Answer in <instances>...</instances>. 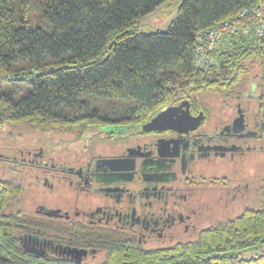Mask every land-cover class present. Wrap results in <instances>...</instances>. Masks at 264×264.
<instances>
[{"label": "trees", "instance_id": "trees-1", "mask_svg": "<svg viewBox=\"0 0 264 264\" xmlns=\"http://www.w3.org/2000/svg\"><path fill=\"white\" fill-rule=\"evenodd\" d=\"M167 1L0 0V85L21 86L0 90V128L28 124L80 139L88 128L144 123L185 93L223 98L252 81L264 93V37L223 34L210 53L214 64L198 68L195 62L200 32L258 0H183L165 32H142V17ZM31 13L44 27L29 25ZM21 193L17 185H0V264H264V253L232 255L264 243V181L253 206L195 241L144 250L105 232L101 257L100 231L88 228L76 236L75 229L53 225L26 210ZM35 232L85 240L99 253L90 262L30 253L20 237Z\"/></svg>", "mask_w": 264, "mask_h": 264}, {"label": "flooded vegetation", "instance_id": "flooded-vegetation-1", "mask_svg": "<svg viewBox=\"0 0 264 264\" xmlns=\"http://www.w3.org/2000/svg\"><path fill=\"white\" fill-rule=\"evenodd\" d=\"M168 107L177 108L176 128L142 129ZM159 111L125 130L99 126L100 138L88 136L84 142V136L62 139L71 135L65 131L43 134L50 141L6 149L0 159H14L43 184L50 204H39L35 215L75 229L76 236L88 228L100 231V257L105 232L122 234L144 250L192 242L222 221L221 213L255 204L264 181V93L252 81L223 98L185 93ZM52 235L35 232L20 242L76 262L99 253L85 240ZM71 249L86 255L77 261L74 253L66 254Z\"/></svg>", "mask_w": 264, "mask_h": 264}, {"label": "rangeland", "instance_id": "rangeland-1", "mask_svg": "<svg viewBox=\"0 0 264 264\" xmlns=\"http://www.w3.org/2000/svg\"><path fill=\"white\" fill-rule=\"evenodd\" d=\"M183 0H169L160 6H158L153 12L145 15L141 19L140 30L144 33H153V32H165L169 26V24L176 18L178 7L182 3ZM33 3V1H32ZM33 9V7H32ZM32 12V11H31ZM27 22L31 27H44V22L41 21L38 17L31 13ZM223 38L218 42V44L222 43ZM20 83L12 82L7 84H1L0 90L7 91L10 88H14L18 90ZM219 99V98H218ZM217 99V100H218ZM104 101L100 100V104ZM27 127H33L28 124H9L3 125L0 128V152L7 153L6 149L11 151H17L19 148H35L42 144V142H46V139L43 134L46 136L52 137V135H56L57 133H44L41 132V129L31 128L34 131H28ZM128 129V127L122 128L120 130ZM99 129L97 127L88 128L83 135V142L88 136H97L100 138ZM76 134H71L68 137H61L62 139H76ZM60 138V139H61ZM82 140V139H81ZM50 141V140H49ZM4 184H14L22 189V203L24 204V208L30 213H35L34 210L37 208L39 204L45 203V205L50 204L49 197L44 201L43 192L46 190L43 187V184L35 183L34 178L27 172V169L22 167V165L17 164L14 159H0V185ZM39 185V186H38ZM254 203L251 205L253 206ZM241 211L234 212H224L220 214L218 220H227L235 215L239 214ZM219 216V214L217 215ZM264 253V243H259L258 245L242 249L240 251L233 252L232 255L237 256L240 259H249L256 256H259ZM97 256V255H95ZM90 258V257H89ZM96 259V258H95ZM91 260H88L90 262ZM94 261V259H93Z\"/></svg>", "mask_w": 264, "mask_h": 264}, {"label": "built area", "instance_id": "built-area-1", "mask_svg": "<svg viewBox=\"0 0 264 264\" xmlns=\"http://www.w3.org/2000/svg\"><path fill=\"white\" fill-rule=\"evenodd\" d=\"M223 34L239 37H264V0L241 10L231 20H225L211 29L202 31L197 37L195 49V62L198 68H206L214 64L210 53Z\"/></svg>", "mask_w": 264, "mask_h": 264}, {"label": "water", "instance_id": "water-1", "mask_svg": "<svg viewBox=\"0 0 264 264\" xmlns=\"http://www.w3.org/2000/svg\"><path fill=\"white\" fill-rule=\"evenodd\" d=\"M183 105V104H181ZM177 108H172V107H168L165 108L161 111H159L152 119H150L148 122L144 123L142 126V129L145 131H150V130H159L162 128H165L166 126H169L171 128H176V120H173V117L175 114H173V112L176 110ZM198 123V119H196L195 124ZM22 247L30 252V253H34V254H38V255H43V253L39 250L36 249L35 246L33 248H31L30 245H28L25 242H22ZM75 254V256H73V258L77 261H80V259L86 255V251H80V250H67L66 254Z\"/></svg>", "mask_w": 264, "mask_h": 264}]
</instances>
